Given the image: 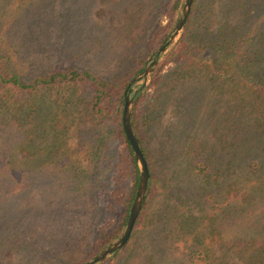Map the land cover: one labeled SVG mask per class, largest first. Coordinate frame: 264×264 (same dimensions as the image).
I'll list each match as a JSON object with an SVG mask.
<instances>
[{"label": "rangeland", "instance_id": "rangeland-1", "mask_svg": "<svg viewBox=\"0 0 264 264\" xmlns=\"http://www.w3.org/2000/svg\"><path fill=\"white\" fill-rule=\"evenodd\" d=\"M174 2L0 0V54L27 79L53 68L74 67L88 69L118 91L130 73L141 66L143 58L147 56L144 70L171 35L184 0L177 11H172ZM200 9L204 13L209 10L208 19L215 28L218 1L199 0L195 15ZM179 41L156 70L172 57L174 61L167 63L162 73L174 69L178 58L172 53ZM152 82L153 76L144 94L151 93ZM142 85L143 80L136 83L131 96H138ZM76 94L63 87L28 94L0 87V171L5 172L0 174V264H84L117 241L126 227L107 242L122 219L132 172L128 170L121 178L114 166L119 159L108 157L106 163L97 165L92 152L98 134L108 136L117 126L113 119L122 121L123 112L119 114L117 104L116 110H104L102 117L108 120L101 133H96L90 122L78 118L91 97L89 92H85L84 99ZM198 96L208 114L194 120L202 127L201 134L210 138L217 157L220 151L231 162V170L225 171L232 175L229 179L234 177L239 182L251 177L248 189L255 202L264 204V158L251 160L247 167L237 158L241 151L240 129L248 127L246 123H255L259 115L242 106L229 85L224 83L218 88L203 75L187 79L160 114L148 144L162 182L149 220L135 241L137 248L129 255L120 252L103 264H162L152 258L154 238L163 226L159 216L172 207L184 213L196 211V200L187 199V195L197 186L195 176L199 170H192L181 154L180 145L189 138L179 128L190 113L185 99ZM116 99L114 96L111 101ZM219 168L223 167H211V180H216ZM14 169L17 172L13 176L6 174ZM204 175L201 178L207 179ZM217 181L220 187L213 192L216 200L220 198L217 192L223 191L224 178ZM203 186L208 189V185Z\"/></svg>", "mask_w": 264, "mask_h": 264}, {"label": "trees", "instance_id": "trees-1", "mask_svg": "<svg viewBox=\"0 0 264 264\" xmlns=\"http://www.w3.org/2000/svg\"><path fill=\"white\" fill-rule=\"evenodd\" d=\"M217 1L218 22L212 29L208 19L209 10L204 13L200 9L195 15L199 0H194L184 34L172 53L178 58L177 64L170 72L162 73L165 65L174 61L172 57L154 72L151 93H145L133 110L132 124L148 162L150 187L134 233L129 242L115 253L116 258L120 252L126 251L129 255L136 250L138 243L135 241L138 240L139 231L145 228L149 220L162 181L157 173L154 151L148 144L155 135L160 114L166 110L185 80L203 75L214 81L218 88L224 83L229 85L230 91L242 101V106L252 108L253 113L259 115L255 123H246L248 127L240 129L241 151L237 158L244 167L253 159L264 158V0ZM180 5L181 0H175L172 11H177ZM165 38L166 35L160 43ZM146 57L140 62L141 66L121 84V90L117 91L114 86H109L107 80L95 76L88 69L77 70L74 67L53 68L43 75L27 79L0 54V87L27 94L63 87L83 99L87 91L91 97L82 106L78 118L81 122H90L96 133H101L102 126L108 120L102 117L103 111L116 110L117 104L122 115L128 81L142 72ZM114 96L117 99L111 101ZM200 99V96L185 99L190 113L185 115L184 124L179 128L189 138L184 145H180L181 154L192 170H199L195 176L197 186L189 189L187 195V199L196 200L197 209L184 213L178 207H172L159 216L163 226L154 238L152 258L162 264H231L232 259L233 264H264V204L255 202L257 199L248 189L251 177L241 178L239 182L234 177L229 179L232 175L225 171L231 170V162L220 151L217 157L216 152H212L215 147L210 138L201 134L203 129L194 120L208 114L204 113ZM113 122L117 126L108 136L98 134L92 147L95 164L106 163L108 157L115 161L119 159V163L114 165L116 173L125 178L130 170L133 180L119 227L107 242L113 240L126 225L139 183L137 160L121 118H114ZM217 164L223 168L217 169L216 180H211L210 177L214 175L210 173L211 167ZM14 172L17 171L8 170L6 174L13 176ZM3 173L0 171V174ZM202 173L207 179L201 178ZM249 174L251 176V171ZM220 177L224 178L221 183L223 191L217 192L220 198L216 200L213 192L216 186L220 187L217 181ZM203 184L208 185V189L202 187Z\"/></svg>", "mask_w": 264, "mask_h": 264}, {"label": "water", "instance_id": "water-1", "mask_svg": "<svg viewBox=\"0 0 264 264\" xmlns=\"http://www.w3.org/2000/svg\"><path fill=\"white\" fill-rule=\"evenodd\" d=\"M193 3L194 0H184L181 14L171 35L164 42V44L151 56L150 63L145 67V69L141 73L137 74L129 82L127 86V90L125 91V95H124V109H123L122 123L127 140L130 143V146L133 149L134 155L137 160V165L139 170V183L137 186L135 199L130 208L126 227L122 235L118 238L117 241L106 247L95 258L84 264H103L110 257L114 256L115 253L120 251L129 242L132 236L137 219L140 215V212L142 210L143 204L145 202L150 187V171H149L148 162L146 160L141 144L135 134L132 124L133 104L147 90L151 78L157 66L160 64L163 57L165 56V54L169 50H171L181 38L186 23L188 21V18L190 16ZM141 80H143V85H142V89L139 90L138 96H131L133 86Z\"/></svg>", "mask_w": 264, "mask_h": 264}]
</instances>
